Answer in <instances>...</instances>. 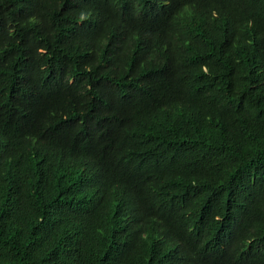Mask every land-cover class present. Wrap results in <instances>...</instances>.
<instances>
[{
	"label": "trees",
	"instance_id": "trees-1",
	"mask_svg": "<svg viewBox=\"0 0 264 264\" xmlns=\"http://www.w3.org/2000/svg\"><path fill=\"white\" fill-rule=\"evenodd\" d=\"M0 264H264V0H0Z\"/></svg>",
	"mask_w": 264,
	"mask_h": 264
}]
</instances>
